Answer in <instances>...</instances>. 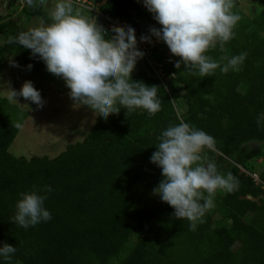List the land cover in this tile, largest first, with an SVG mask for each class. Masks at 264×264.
<instances>
[{
    "label": "trees",
    "instance_id": "1",
    "mask_svg": "<svg viewBox=\"0 0 264 264\" xmlns=\"http://www.w3.org/2000/svg\"><path fill=\"white\" fill-rule=\"evenodd\" d=\"M256 1L263 8L251 16L233 0L232 11L240 16L234 37L205 53L223 64L222 58L245 52L238 71L217 69L201 77L183 64L176 69L169 61L179 57L167 58L163 42V51L151 52L155 64L143 56L153 75L141 69L131 77L158 86L161 110L155 115L137 109L126 117L121 109L106 120L98 118L83 140L57 156L25 157L9 151L18 127L0 114V244L16 247L11 264H264V201L256 199L264 195V170L257 183L244 152L247 143H264V124H256L264 113V0ZM38 6L34 1L21 11L47 20ZM101 10L142 35L161 27L138 0H108ZM2 20L0 66L17 46L8 38L24 31L20 15ZM181 119L214 137L218 151H209L210 159L218 172H231L239 181L236 190L214 199L215 207L195 231L186 219L177 220L167 203L141 205L140 192L162 179L149 162L157 138ZM34 185L53 189L44 202L52 218L24 229L10 217L17 194Z\"/></svg>",
    "mask_w": 264,
    "mask_h": 264
},
{
    "label": "clouds",
    "instance_id": "2",
    "mask_svg": "<svg viewBox=\"0 0 264 264\" xmlns=\"http://www.w3.org/2000/svg\"><path fill=\"white\" fill-rule=\"evenodd\" d=\"M138 2L161 26L151 27L150 35H141L140 42L151 44V37L162 41L172 56L179 57L169 61L176 69L183 64L190 74L206 77L217 69L221 73L238 71L246 59V53L241 52L222 58L226 62L221 64L205 55L217 43L223 46L234 37L240 16L232 11L233 0ZM88 17L73 9L72 0H56L47 20L38 19L7 42L30 50V57L41 60L47 72L64 81L75 106H86L102 120L119 114L121 109L126 110V117L137 109L155 115L161 110L158 86L131 77L137 61L144 56L137 47L134 28L114 27L109 33ZM12 66L17 65L12 62ZM31 67L26 65L28 70ZM17 96L37 108L45 103L30 80H25L19 91L10 90L8 99L17 102ZM256 124L258 128L264 124V113L258 114ZM155 146L149 162L160 169L162 179L152 194L174 210L177 220L189 221V230L195 231L206 212L215 207L216 192L231 193L239 181L231 172H218L210 159L209 151H218L214 137L182 119L161 130ZM52 190L48 185H34L19 192L11 222L28 229L49 221L51 213L44 202ZM15 252L16 247L0 244V264H11Z\"/></svg>",
    "mask_w": 264,
    "mask_h": 264
},
{
    "label": "rangeland",
    "instance_id": "3",
    "mask_svg": "<svg viewBox=\"0 0 264 264\" xmlns=\"http://www.w3.org/2000/svg\"><path fill=\"white\" fill-rule=\"evenodd\" d=\"M9 1L11 2V0H0L1 27L2 18L8 15L9 17L20 15L24 31L34 26L38 19L42 18L39 15L27 17L21 11L19 2H14L11 5L8 3ZM26 1L24 3H28L29 0ZM34 1L38 5L41 4L40 7L47 14L56 2V0ZM238 5L251 16L263 8V5L256 0H238ZM72 6L74 10H79L82 15L89 16V12L86 9L73 3ZM153 23L156 24L157 22L154 21ZM2 28H0V44L4 41V35L1 33ZM161 42L154 40L157 46H152V50L159 48L160 51H163L164 48L159 46ZM164 53L167 58H172L169 50H164ZM12 62H15L17 66H12ZM28 64L32 65L31 70L26 68ZM141 69H146L150 75L152 74L144 60L142 61L141 59L137 61L131 74L135 75ZM25 80H30L33 86L40 91L41 97L45 102L42 107L37 108L35 104L19 96L15 97L17 102L8 99L10 90L19 91ZM68 91L62 79L47 72L41 60L30 57V50L24 49L17 44L4 65L0 66V114L13 124L19 125L17 135L9 148L13 155L55 157L65 150L69 144L85 138L99 117L86 106H75L68 96ZM3 99L6 101L2 102ZM182 104L181 110L184 111V103ZM263 146L264 143L254 141L244 146L248 164L254 171L252 175L257 183L261 182L259 175L264 170ZM140 193L142 206L147 207L161 202L158 196L152 194V189L146 190V192L142 190ZM223 194L224 192L218 190L214 199H220ZM256 199L258 202H262L264 201V195ZM16 264L25 263L17 261Z\"/></svg>",
    "mask_w": 264,
    "mask_h": 264
},
{
    "label": "built area",
    "instance_id": "4",
    "mask_svg": "<svg viewBox=\"0 0 264 264\" xmlns=\"http://www.w3.org/2000/svg\"><path fill=\"white\" fill-rule=\"evenodd\" d=\"M17 1L19 2L21 7L24 6L25 4H27V3H24L26 0H17ZM107 1L108 0H72V3L77 5V6L82 7L83 9H86L90 14L88 17L90 21L94 22V20L96 21L98 16H100V15L103 16V18H104L103 29L108 31L109 33L111 32V30L114 27H119L121 29H124L125 26H131L132 27V25L129 22L118 19L114 16L109 15L108 13L102 12L101 7H102V5L106 4ZM134 30H135V35H136V39H137L138 49L144 52V55L148 58V61L150 64H152V65L155 64L154 61L150 60V57H151L150 52L152 51V48H153L152 46L156 45L154 43V40H156V39L152 38L151 44L141 43L140 37H141L142 33L137 29H134ZM156 73L161 77H165L163 72L159 69L156 70ZM172 76H175V75L172 73Z\"/></svg>",
    "mask_w": 264,
    "mask_h": 264
},
{
    "label": "water",
    "instance_id": "5",
    "mask_svg": "<svg viewBox=\"0 0 264 264\" xmlns=\"http://www.w3.org/2000/svg\"><path fill=\"white\" fill-rule=\"evenodd\" d=\"M33 2H34V0H29V3L30 4H33ZM41 6V4H39V6H38V8ZM95 23L97 24V25H100L102 28H103V24H104V18H103V16H98L97 17V19H96V21H95Z\"/></svg>",
    "mask_w": 264,
    "mask_h": 264
}]
</instances>
